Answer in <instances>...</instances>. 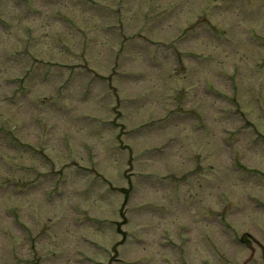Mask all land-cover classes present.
<instances>
[{
  "label": "rangeland",
  "instance_id": "1",
  "mask_svg": "<svg viewBox=\"0 0 264 264\" xmlns=\"http://www.w3.org/2000/svg\"><path fill=\"white\" fill-rule=\"evenodd\" d=\"M93 1L0 0V264H264V0Z\"/></svg>",
  "mask_w": 264,
  "mask_h": 264
}]
</instances>
